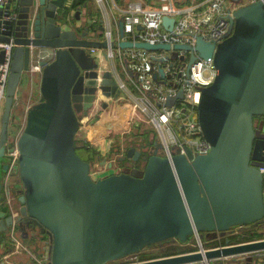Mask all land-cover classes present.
<instances>
[{
  "label": "water",
  "instance_id": "1",
  "mask_svg": "<svg viewBox=\"0 0 264 264\" xmlns=\"http://www.w3.org/2000/svg\"><path fill=\"white\" fill-rule=\"evenodd\" d=\"M64 2L9 0L0 5V44L10 46L0 142L17 86L31 87L37 79L41 99L26 111L15 141L18 187L9 192L14 212L6 203L8 192L0 191V242L17 231L25 237L30 231L31 237H45V264H107L169 239L184 243L191 236L200 241L201 232L224 239L236 228L262 224L264 171L258 168L264 167V124L256 131L253 118L264 116V0L235 9L217 45L195 39L198 57L211 58L217 72L200 90L195 107L209 151L193 156L186 149L185 156L167 159L156 154L153 142L142 150L146 156L139 176L131 170L96 174L95 179L92 164L74 152V137L97 94L119 95L112 73L99 75L87 53L90 48L111 49L114 43L96 34L91 39L88 35L94 31L67 24L69 6ZM78 14L77 8L74 19ZM161 23L170 31L171 18L162 17ZM117 27L121 37V18ZM117 46L168 49L167 44L142 42L120 41ZM3 55L0 49V63ZM157 75L163 77L161 69ZM181 98L177 91L165 106ZM12 151L10 147L5 155L0 149V190L7 168L2 159L8 160ZM118 156L116 161L134 164L142 154L130 146ZM106 167L111 169L112 162ZM251 255L253 261L264 256V238L235 244L225 239L215 248L134 264H223L229 258L250 264Z\"/></svg>",
  "mask_w": 264,
  "mask_h": 264
},
{
  "label": "built area",
  "instance_id": "2",
  "mask_svg": "<svg viewBox=\"0 0 264 264\" xmlns=\"http://www.w3.org/2000/svg\"><path fill=\"white\" fill-rule=\"evenodd\" d=\"M8 1L0 0V5ZM254 1L256 0H239L237 3L232 0H125V3L118 4L116 0H110L119 17H114L112 25L107 23L101 27L102 38L99 40L113 42L114 46L104 50L90 48L87 53L95 61L97 54L103 51L104 60L109 64L105 70L112 73L119 94L124 93L126 96V99L121 98L122 101L131 103L129 121L134 112L138 111L139 115L152 124L155 136L150 140V146L155 143L157 155L170 159L173 155L185 156L186 149L193 156L209 151L210 146L200 131L195 107L200 90L213 82L217 72L211 58L203 60L198 57L193 48L195 39L199 37L205 43L217 45L226 35L229 18L233 19V11ZM95 3L100 5L102 0H95ZM162 17L172 19L170 31L162 26ZM119 18L122 19L121 37L117 27ZM120 41L167 44L168 49L146 50L133 46L120 48L117 46ZM175 45H187L189 48H174ZM0 49L4 50L3 61L0 63L1 107L9 72L10 46L0 44ZM34 69L37 70V67ZM158 69L163 72L162 78L157 75ZM96 72L99 75L102 73L99 65ZM177 91H181L182 98L176 99L171 106H165L167 98L173 97ZM11 147L13 151L8 154L3 177L9 208L12 199L8 183L12 176H17L15 142ZM258 170L263 172L264 167ZM91 175L94 178L96 174ZM219 239L217 237V241ZM196 240L197 245L192 251L220 246L217 244L205 247ZM12 244L15 249L21 247L15 238ZM141 261L137 254H132L107 264H134Z\"/></svg>",
  "mask_w": 264,
  "mask_h": 264
},
{
  "label": "crops",
  "instance_id": "3",
  "mask_svg": "<svg viewBox=\"0 0 264 264\" xmlns=\"http://www.w3.org/2000/svg\"><path fill=\"white\" fill-rule=\"evenodd\" d=\"M64 4L66 6L70 5L71 0H64ZM92 1V0H90ZM88 1L85 5L82 7H79V14L78 18L74 19V11L75 9H69L66 16L65 20H68L66 22L67 24H72L78 28V26L75 24L74 21L79 20L80 18L83 19L85 25L83 28H88L89 30L94 31V33H89L88 36L92 38H95L93 35L96 34L97 37L100 34L101 27L104 25L106 26L107 23L112 25L113 24V19L116 17V19L119 17V15L114 11L110 0H102V4L98 5L95 3V0H93V3L96 4V6L99 7L100 10H98L100 13L97 15H94L92 13L87 12L86 6L90 3ZM125 3V0L122 2ZM87 20H89V24H87ZM82 28V29H83ZM79 29V28H78ZM96 29V30H95ZM99 29V31H98ZM102 36V35H101ZM96 58L99 61V67L103 71L108 68L109 64L107 61L104 60L103 57V51L100 52V54H97ZM125 96V95H124ZM126 99V96L123 98ZM116 100L120 102L121 104H118L115 106V108L108 109V102ZM41 101L40 95L38 93V82L37 79L36 81H32L31 87L27 86L26 83H20L17 86L15 96H14V101L12 105V111L13 109H17L18 111V117L22 121V126L24 122V115L26 111L34 104L38 103ZM105 104L106 106L103 108L102 104ZM23 105V109L20 110V107ZM21 112V113H20ZM129 117H130V107L127 102L122 101V99L114 98V97H104L101 96L100 94H97V97L95 98V101L93 103V106L87 111L86 116H81L79 120V127L78 130L75 134L74 140L76 141H82L87 143L91 149L95 152V160L91 163L92 164V169L94 174H99L98 177L106 176L108 174H111V172H107V174L103 173L104 170L107 169L106 165L109 161L112 162V168H118V161H116V158L119 157L118 155L120 154V151H123L126 149L127 146L125 145L126 138H124L119 142L118 149L116 150V153L114 154L116 157L113 159L111 156L112 150L111 147L109 146L108 142L110 140H107L111 135V133H119L122 134L126 129L129 128ZM263 122L262 119H258V122L254 124V127L259 126L260 123ZM264 124V122H263ZM108 141V142H107ZM106 143L108 145H106ZM135 149H138L137 146H132ZM109 169L110 171H113L114 169ZM120 172V171H118ZM117 172V173H118ZM113 173V172H112ZM116 173V172H114ZM97 176V175H96ZM97 177H94V179ZM18 180L15 182L17 183ZM15 188L17 189L18 185L14 184ZM6 184H4V180L1 185V190L3 191L5 189ZM6 190V189H5ZM14 197V196H13ZM10 196L12 199L11 201L13 202L14 198ZM12 210L13 212L16 209V206L14 203H12ZM258 226V225H256ZM254 227V226H252ZM256 228V227H255ZM247 228H242V229H235L232 233L236 234V230H245ZM264 232V231H263ZM231 233V234H232ZM229 234V235H231ZM30 235V231H26V236ZM227 235L226 237H228ZM31 236V235H30ZM20 240V242L23 243L22 239L25 238V233L22 232V230L18 231V235H13L9 239H6L1 241L0 244V264H27L26 262L30 258H36L38 255H41V247L45 243V239L38 237L33 238V241L36 242L37 244V250L39 248L40 254L37 255L35 253H32L29 251L28 247L24 244V248L27 252V254L20 253L19 250L22 248L15 249V246L13 245V251H11V244L14 240ZM223 238L220 237V239L217 241L216 239V244L210 245V246H215L217 244L223 245L220 243V240ZM11 240V241H9ZM21 245V244H20ZM32 247V246H31ZM33 248V247H32ZM188 250H195L193 249H188ZM43 255V254H42ZM39 257V256H38ZM41 257V256H40ZM239 261L241 260V257H236ZM264 262V256L260 258ZM223 264H232L231 259H225L222 261ZM31 264V263H29ZM198 264H203V263H198ZM213 264H219V262H213ZM236 264H243V263H236ZM252 264H255L254 262Z\"/></svg>",
  "mask_w": 264,
  "mask_h": 264
},
{
  "label": "rangeland",
  "instance_id": "4",
  "mask_svg": "<svg viewBox=\"0 0 264 264\" xmlns=\"http://www.w3.org/2000/svg\"><path fill=\"white\" fill-rule=\"evenodd\" d=\"M118 2V4H121L123 2V0H116ZM86 10L89 13H92L94 15H97L100 13L98 10L99 7L96 6V4L93 3V0L90 1V3L86 6ZM75 24L78 26L79 30H81L83 28V26L85 25L84 21L82 18H80L79 20L74 21ZM98 37L101 39L102 36L98 35ZM95 62L97 63L98 59L94 58ZM98 65V64H97ZM124 93H120L118 95V99L124 98ZM118 104H121L120 102L113 100V101H109L108 102V109L111 108H115V106H117ZM131 103H129L130 105ZM3 105V104H2ZM2 105L0 107V114H1V110H2ZM23 109V105L20 107V110ZM21 113V112H20ZM18 111L17 109H13V111L11 110L10 113V120H9V125L10 127L8 128V132H9V143L10 146H12V144L16 141V138L18 136V134L21 131L22 128V121L20 118L18 117ZM258 119H262L264 122V116L261 118H255L253 123H257ZM259 126L256 125L255 130L259 131ZM155 136V131L153 129L152 124L148 121L147 118H145L142 115L138 114V111H135L134 114L132 115V119L131 121H129V128L126 129L122 134L119 133H111L110 136H108L109 138L107 140H110L108 142L109 146L111 147L112 153L111 156H113L112 158L114 159L116 156L114 155L116 153V150L118 149V145L119 142L124 138H126V141L124 142L125 145L127 146H137V148H139V150L141 151L142 156L134 163V164H130V161L128 159H125L124 161H119L118 162V168H112L114 169L113 171H110L108 169L104 170L103 173L107 174V172H118V171H131L134 170L136 175L139 176L140 172L142 171L143 168V161H144V157L146 156V152L142 151V150H147V148L150 147V140L152 138H154ZM106 143V145H108ZM94 169V168H93ZM93 169H90V174H94L93 173ZM93 177V175H91ZM105 176V175H104ZM102 176V177H104ZM94 177H96V175H94ZM18 180L17 176L14 175L10 178L9 183H8V187H9V192L10 194H12V190H14L13 188L15 187L14 184H18L15 183ZM257 228V231H264V222L258 226H254ZM244 230H236V234L230 236V238H235L237 236H239V234H241V232ZM15 235H18V231L15 233ZM201 239L200 242L202 243L203 246L207 247L210 245H214L216 244V239L217 237H211V235H205L204 232H201ZM223 236H227V233H225ZM41 238L45 239L44 236H41ZM18 241L20 242V240L18 239ZM23 243L28 247L29 251H31L32 253H35L37 255L40 254V250L38 248L37 250V244L35 241H33V238L28 235L25 238L22 239ZM22 242H20L22 248L19 250L20 253L23 254H27L25 248H24V244ZM197 245V240L191 236H188L186 241L184 243H179L176 240L173 239H169L168 241H164L162 243H156V244H152L148 247H145L142 251H140L139 253H145L146 255H150V256H158V255H163V254H169V253H174L175 251L178 252L180 250H188V249H193L195 248V246ZM33 248H32V247ZM13 249V244H11V251ZM37 252V253H36ZM149 253V254H148ZM39 256V257H38ZM36 258H30L28 259V261L26 262L27 264L31 263V264H44V253L43 255H38ZM41 256V257H40ZM252 256V257H251ZM249 257V261L248 263H252L253 261V255H251ZM139 258V257H138ZM140 259V258H139ZM255 264H264V262L260 259V258H256L253 261ZM209 264H213V262H210ZM235 264V263H232Z\"/></svg>",
  "mask_w": 264,
  "mask_h": 264
},
{
  "label": "trees",
  "instance_id": "5",
  "mask_svg": "<svg viewBox=\"0 0 264 264\" xmlns=\"http://www.w3.org/2000/svg\"><path fill=\"white\" fill-rule=\"evenodd\" d=\"M88 1L90 0H71L69 9H77L79 7H82ZM255 118H259V117H254L253 122ZM74 152L81 160L86 161L87 163H92L95 160V152L91 149V147L87 143L82 142L81 140L80 141L74 140ZM246 228L247 229L242 231L241 234H239V236L235 238H230V236L232 235H229L228 237L220 240V243L223 244L225 239H228V244H235V243L253 241V240L261 239L264 237L263 231H260V232L257 231V228L252 227V225L247 226ZM189 251L191 250L184 249L178 252L175 251L174 253L163 254V255H158V256H150V255H146L145 253H138L137 255L140 258V260L145 261V260L180 254V253H186Z\"/></svg>",
  "mask_w": 264,
  "mask_h": 264
},
{
  "label": "flooded vegetation",
  "instance_id": "6",
  "mask_svg": "<svg viewBox=\"0 0 264 264\" xmlns=\"http://www.w3.org/2000/svg\"><path fill=\"white\" fill-rule=\"evenodd\" d=\"M9 127H10V125H9V121H8L7 126H6V129H5V132H4L3 140H2V142H0V149H2L4 151V154L11 147L10 146V143H9V132H8V128ZM1 165L2 166L3 165H6L7 166V157L6 156L3 157Z\"/></svg>",
  "mask_w": 264,
  "mask_h": 264
},
{
  "label": "bare ground",
  "instance_id": "7",
  "mask_svg": "<svg viewBox=\"0 0 264 264\" xmlns=\"http://www.w3.org/2000/svg\"><path fill=\"white\" fill-rule=\"evenodd\" d=\"M93 106V105H92ZM12 197V196H11Z\"/></svg>",
  "mask_w": 264,
  "mask_h": 264
}]
</instances>
